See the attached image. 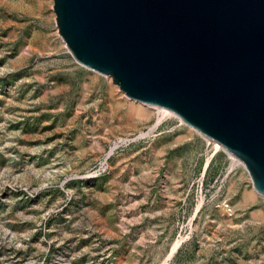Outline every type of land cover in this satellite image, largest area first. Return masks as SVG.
Masks as SVG:
<instances>
[{
    "label": "rangeland",
    "instance_id": "rangeland-1",
    "mask_svg": "<svg viewBox=\"0 0 264 264\" xmlns=\"http://www.w3.org/2000/svg\"><path fill=\"white\" fill-rule=\"evenodd\" d=\"M156 109L74 60L53 0H0V264H264L246 168Z\"/></svg>",
    "mask_w": 264,
    "mask_h": 264
},
{
    "label": "water",
    "instance_id": "water-1",
    "mask_svg": "<svg viewBox=\"0 0 264 264\" xmlns=\"http://www.w3.org/2000/svg\"><path fill=\"white\" fill-rule=\"evenodd\" d=\"M53 1L77 63L219 145L264 197V0Z\"/></svg>",
    "mask_w": 264,
    "mask_h": 264
},
{
    "label": "bare ground",
    "instance_id": "bare-ground-1",
    "mask_svg": "<svg viewBox=\"0 0 264 264\" xmlns=\"http://www.w3.org/2000/svg\"><path fill=\"white\" fill-rule=\"evenodd\" d=\"M152 108V107H151ZM157 111H158V115H162L163 116V118L164 117H167V116H170V115H173V113L172 112H170V111H168V110H163V109H156ZM175 115V114H174ZM176 116V115H175ZM181 120V119H180ZM160 122V120H158V123ZM215 144V143H214ZM216 145V148H220L221 149V147L219 146V145H217V144H215ZM242 163L240 162V161H238L237 159H234L233 157H232V165L233 166H238V165H241Z\"/></svg>",
    "mask_w": 264,
    "mask_h": 264
}]
</instances>
